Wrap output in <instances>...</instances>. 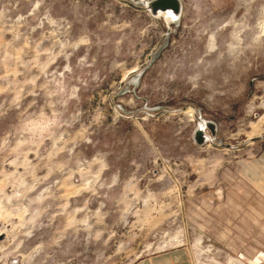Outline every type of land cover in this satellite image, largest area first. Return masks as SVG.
Here are the masks:
<instances>
[{"label": "rangeland", "instance_id": "1", "mask_svg": "<svg viewBox=\"0 0 264 264\" xmlns=\"http://www.w3.org/2000/svg\"><path fill=\"white\" fill-rule=\"evenodd\" d=\"M148 1L0 0V264H264V0Z\"/></svg>", "mask_w": 264, "mask_h": 264}, {"label": "water", "instance_id": "2", "mask_svg": "<svg viewBox=\"0 0 264 264\" xmlns=\"http://www.w3.org/2000/svg\"><path fill=\"white\" fill-rule=\"evenodd\" d=\"M136 8L142 11H147L151 16L154 17L162 15L163 13L171 12L173 14V19H176L181 14L182 2L181 0H149L144 4L143 7ZM198 121L200 122V125L194 131L193 139L198 146H202L207 140H209V136H207L204 132V128H207L211 136H214L216 132V125L209 121L202 122L200 119H198Z\"/></svg>", "mask_w": 264, "mask_h": 264}, {"label": "crops", "instance_id": "3", "mask_svg": "<svg viewBox=\"0 0 264 264\" xmlns=\"http://www.w3.org/2000/svg\"><path fill=\"white\" fill-rule=\"evenodd\" d=\"M246 206L252 211H256L257 207L254 205H249L248 203H245ZM243 224L247 227H253L255 225L254 218L250 216L248 213H246L244 209V214H243ZM258 259V258H256ZM259 260V259H258ZM175 257L172 255V253H166V254H161L152 258H148L144 261H141L139 264H177L176 263ZM183 263V262H182Z\"/></svg>", "mask_w": 264, "mask_h": 264}, {"label": "bare ground", "instance_id": "4", "mask_svg": "<svg viewBox=\"0 0 264 264\" xmlns=\"http://www.w3.org/2000/svg\"><path fill=\"white\" fill-rule=\"evenodd\" d=\"M162 15H164L165 17H167L169 20L173 19V16H168L167 13H163Z\"/></svg>", "mask_w": 264, "mask_h": 264}, {"label": "clouds", "instance_id": "5", "mask_svg": "<svg viewBox=\"0 0 264 264\" xmlns=\"http://www.w3.org/2000/svg\"><path fill=\"white\" fill-rule=\"evenodd\" d=\"M168 16H172L173 14L171 12L167 13Z\"/></svg>", "mask_w": 264, "mask_h": 264}]
</instances>
